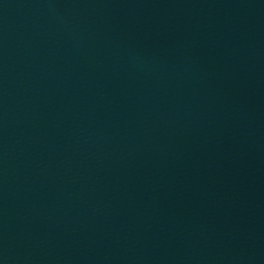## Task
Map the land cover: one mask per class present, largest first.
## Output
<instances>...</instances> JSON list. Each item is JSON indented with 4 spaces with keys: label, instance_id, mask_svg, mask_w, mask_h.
<instances>
[{
    "label": "water",
    "instance_id": "1",
    "mask_svg": "<svg viewBox=\"0 0 264 264\" xmlns=\"http://www.w3.org/2000/svg\"><path fill=\"white\" fill-rule=\"evenodd\" d=\"M0 264H264V0H0Z\"/></svg>",
    "mask_w": 264,
    "mask_h": 264
}]
</instances>
